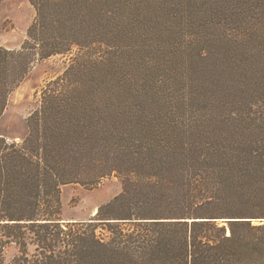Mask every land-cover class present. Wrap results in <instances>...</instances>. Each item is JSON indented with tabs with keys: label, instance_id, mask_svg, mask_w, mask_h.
Segmentation results:
<instances>
[{
	"label": "trees",
	"instance_id": "16d2710c",
	"mask_svg": "<svg viewBox=\"0 0 264 264\" xmlns=\"http://www.w3.org/2000/svg\"><path fill=\"white\" fill-rule=\"evenodd\" d=\"M31 3L0 117L36 63L72 57L22 143L0 139V264H264V0ZM110 175L93 218L60 217L63 185Z\"/></svg>",
	"mask_w": 264,
	"mask_h": 264
},
{
	"label": "rangeland",
	"instance_id": "374dc122",
	"mask_svg": "<svg viewBox=\"0 0 264 264\" xmlns=\"http://www.w3.org/2000/svg\"><path fill=\"white\" fill-rule=\"evenodd\" d=\"M35 17L36 10L31 0L1 1L0 47L21 48ZM71 57L70 54L55 55L36 63L23 82L8 97L6 108L0 117V139L7 143H22L28 133L27 119L40 106L41 91L45 83L62 74L69 66ZM121 191L122 182L115 175L104 178L95 187L80 184L63 185L60 217L65 221L89 220L95 216L101 205L111 201ZM223 220H218V223L223 225ZM252 223L260 222L256 219ZM16 253L15 245L10 246L6 259L9 260Z\"/></svg>",
	"mask_w": 264,
	"mask_h": 264
},
{
	"label": "bare ground",
	"instance_id": "6f19581e",
	"mask_svg": "<svg viewBox=\"0 0 264 264\" xmlns=\"http://www.w3.org/2000/svg\"><path fill=\"white\" fill-rule=\"evenodd\" d=\"M95 213V212H94Z\"/></svg>",
	"mask_w": 264,
	"mask_h": 264
},
{
	"label": "water",
	"instance_id": "95a60500",
	"mask_svg": "<svg viewBox=\"0 0 264 264\" xmlns=\"http://www.w3.org/2000/svg\"><path fill=\"white\" fill-rule=\"evenodd\" d=\"M95 215V214H94Z\"/></svg>",
	"mask_w": 264,
	"mask_h": 264
}]
</instances>
